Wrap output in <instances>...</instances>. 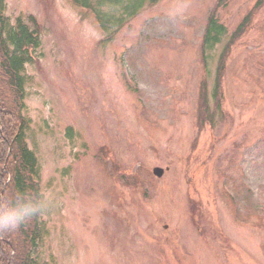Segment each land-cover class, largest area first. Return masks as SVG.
<instances>
[{"label":"rangeland","instance_id":"rangeland-1","mask_svg":"<svg viewBox=\"0 0 264 264\" xmlns=\"http://www.w3.org/2000/svg\"><path fill=\"white\" fill-rule=\"evenodd\" d=\"M126 1H104L117 21L105 29L73 0H6L12 22L33 15L42 31L24 109L48 229L40 261L264 264V0H145L134 13ZM214 11L227 32L206 63ZM249 13L217 107L223 48Z\"/></svg>","mask_w":264,"mask_h":264},{"label":"trees","instance_id":"trees-1","mask_svg":"<svg viewBox=\"0 0 264 264\" xmlns=\"http://www.w3.org/2000/svg\"><path fill=\"white\" fill-rule=\"evenodd\" d=\"M76 4L95 11L102 26L107 29L117 22L115 15L102 9L105 0H73ZM227 0H218L217 7ZM124 10L134 13L144 4L145 0H127ZM6 0H0V211L12 206L18 198H27L40 202L44 208V193L41 182V168L36 152L29 146L26 131L32 119L26 115L25 96L28 76L26 66L36 59L34 51L41 46V25L31 15V24L21 17L12 22L5 15ZM250 13L239 24L236 33L223 48L219 74L214 89L217 107L221 106L220 91L222 71L225 67L226 55L236 34L244 32L249 23ZM226 26L211 13L202 41L203 60L207 63L208 48L222 42L226 34ZM112 35L104 39H111ZM206 89V88H205ZM201 111L209 117L206 91L200 97ZM201 123L203 120L201 119ZM136 175L123 174V182H131ZM43 211L33 215L13 230L0 231V264H43L37 248L48 232L43 219Z\"/></svg>","mask_w":264,"mask_h":264},{"label":"clouds","instance_id":"clouds-1","mask_svg":"<svg viewBox=\"0 0 264 264\" xmlns=\"http://www.w3.org/2000/svg\"><path fill=\"white\" fill-rule=\"evenodd\" d=\"M43 211V204L27 198H18L4 211H0V231L13 230L33 215Z\"/></svg>","mask_w":264,"mask_h":264},{"label":"water","instance_id":"water-1","mask_svg":"<svg viewBox=\"0 0 264 264\" xmlns=\"http://www.w3.org/2000/svg\"><path fill=\"white\" fill-rule=\"evenodd\" d=\"M155 172H156L158 175H161V174L163 173V168L156 167V168H155Z\"/></svg>","mask_w":264,"mask_h":264}]
</instances>
